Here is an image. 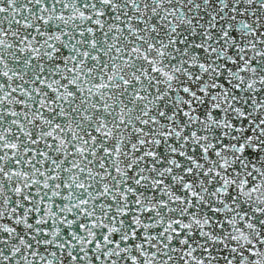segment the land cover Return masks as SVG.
Segmentation results:
<instances>
[{
	"label": "snow or ice",
	"instance_id": "snow-or-ice-1",
	"mask_svg": "<svg viewBox=\"0 0 264 264\" xmlns=\"http://www.w3.org/2000/svg\"><path fill=\"white\" fill-rule=\"evenodd\" d=\"M0 264H264V0H0Z\"/></svg>",
	"mask_w": 264,
	"mask_h": 264
}]
</instances>
